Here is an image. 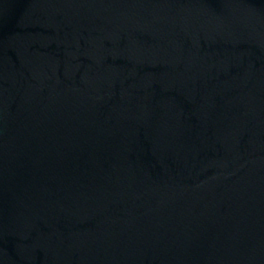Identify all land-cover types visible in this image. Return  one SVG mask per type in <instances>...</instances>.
<instances>
[{
  "label": "water",
  "instance_id": "1",
  "mask_svg": "<svg viewBox=\"0 0 264 264\" xmlns=\"http://www.w3.org/2000/svg\"><path fill=\"white\" fill-rule=\"evenodd\" d=\"M0 264H264V0H0Z\"/></svg>",
  "mask_w": 264,
  "mask_h": 264
}]
</instances>
